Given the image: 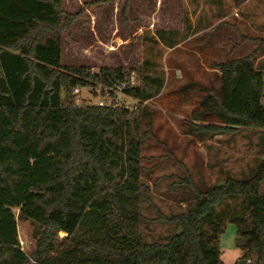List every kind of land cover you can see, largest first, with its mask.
I'll return each instance as SVG.
<instances>
[{
  "label": "trees",
  "instance_id": "16d2710c",
  "mask_svg": "<svg viewBox=\"0 0 264 264\" xmlns=\"http://www.w3.org/2000/svg\"><path fill=\"white\" fill-rule=\"evenodd\" d=\"M74 20L62 0H0V264H222L226 225L236 228L235 264H264V158L247 178L226 176L213 186H196L187 174L191 203L161 217L174 234L143 240L138 204L150 200L139 181V150L151 129L145 104L164 80L137 67L90 73L63 66L61 37ZM263 48L264 39L252 54L211 66L217 85L197 86L186 135L201 140L249 129L260 132L264 150V78L253 66ZM135 73L140 85L125 94L138 102L136 111L75 105V88L119 85ZM18 220L34 225L29 254L19 246Z\"/></svg>",
  "mask_w": 264,
  "mask_h": 264
},
{
  "label": "rangeland",
  "instance_id": "374dc122",
  "mask_svg": "<svg viewBox=\"0 0 264 264\" xmlns=\"http://www.w3.org/2000/svg\"><path fill=\"white\" fill-rule=\"evenodd\" d=\"M62 7L75 16L61 37L63 66L85 67L90 73L137 67L164 80L160 95L145 104L151 129L139 150V181L150 200L139 201L137 223L145 242H164L175 228L161 217L182 213L192 201L182 183L187 174L196 186H213L226 176L247 178L264 158L259 131L241 129L201 140L185 134L187 115L199 97L197 86L217 85L211 66L259 48L264 0H62ZM261 51L253 66L264 78ZM135 77L139 86V74ZM80 98L96 101L85 91ZM260 188L264 194V181ZM17 232L21 250L29 254L34 225L18 220ZM235 238V226L226 225L218 244L222 264L239 258Z\"/></svg>",
  "mask_w": 264,
  "mask_h": 264
},
{
  "label": "built area",
  "instance_id": "2783aa9c",
  "mask_svg": "<svg viewBox=\"0 0 264 264\" xmlns=\"http://www.w3.org/2000/svg\"><path fill=\"white\" fill-rule=\"evenodd\" d=\"M136 87H138L137 79L134 74H131L126 81L119 85L111 84L108 87H77L73 90V96L77 107L82 105V100H84L86 104L96 105L101 108H123L129 111H136L138 102L125 94L126 91ZM82 91H85L91 98H94L92 92H95L97 96L95 97L96 101L91 102L85 98L81 99L80 95ZM247 263H249V261Z\"/></svg>",
  "mask_w": 264,
  "mask_h": 264
},
{
  "label": "bare ground",
  "instance_id": "6f19581e",
  "mask_svg": "<svg viewBox=\"0 0 264 264\" xmlns=\"http://www.w3.org/2000/svg\"><path fill=\"white\" fill-rule=\"evenodd\" d=\"M63 234V233H62Z\"/></svg>",
  "mask_w": 264,
  "mask_h": 264
}]
</instances>
